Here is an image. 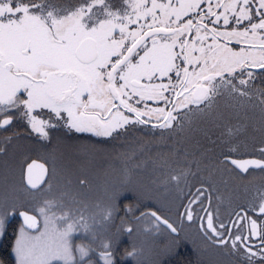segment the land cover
Wrapping results in <instances>:
<instances>
[{"label":"snow or ice","instance_id":"obj_1","mask_svg":"<svg viewBox=\"0 0 264 264\" xmlns=\"http://www.w3.org/2000/svg\"><path fill=\"white\" fill-rule=\"evenodd\" d=\"M61 127L116 143L76 160ZM10 217L0 264H162L189 231L208 264H264V0H0Z\"/></svg>","mask_w":264,"mask_h":264},{"label":"trees","instance_id":"obj_2","mask_svg":"<svg viewBox=\"0 0 264 264\" xmlns=\"http://www.w3.org/2000/svg\"><path fill=\"white\" fill-rule=\"evenodd\" d=\"M138 132H143L142 128L137 129ZM156 135L159 136L160 133L156 132ZM219 135V133L217 132V136ZM65 140V139H64ZM83 140H90L93 143L96 144H104L107 146H112L113 144L116 143V141L113 140H109L108 138H99V137H91V136H80V137H74V138H69L66 141V144L64 146L68 145H73L76 146L77 148L80 146L79 142L83 141ZM55 141V139H54ZM34 146V145H33ZM206 146L209 147L210 149L213 150V152H219L220 150H224L225 153H227V151L231 150V148L234 146L232 144L229 145H224L222 144L220 141H217L215 144H210L206 142ZM238 146V145H236ZM31 148H33L31 146ZM30 148V152L28 153L31 158H39L43 155V153H38V148L39 151L41 150L40 144L37 145L35 144V149L34 151H32ZM77 152H75L74 154V158L75 156H77ZM76 159V158H75ZM259 177L260 174L259 172H256L254 174H250L248 177ZM145 176H147V174L145 173ZM247 178V177H245ZM120 202L123 203L124 200H133L136 199L135 193H129L128 191H125L124 193L120 194ZM144 206H151L148 205L145 201L143 202ZM20 223V220L17 219L16 217H10L9 218V225H8V229L5 233L0 235V255H7L10 258L12 257V253H11V243L12 240L14 239V228L16 226H18V224ZM124 239L125 236H123ZM122 239V238H121ZM122 240V244L120 245L121 249H123L124 247L127 246V241L126 240ZM162 264H203L201 262V260L199 259V257L196 255V252L191 250V249H178L174 252H172L171 254L166 255L163 260H162ZM118 264H134L132 261L127 260V258L123 257V258H119L118 257Z\"/></svg>","mask_w":264,"mask_h":264},{"label":"rangeland","instance_id":"obj_3","mask_svg":"<svg viewBox=\"0 0 264 264\" xmlns=\"http://www.w3.org/2000/svg\"><path fill=\"white\" fill-rule=\"evenodd\" d=\"M99 138H102V137H99ZM103 138H105V137H103ZM39 144H40V141L38 142L37 145H39ZM31 146L33 147V148H31L32 151L36 150V149H35V146H33L32 142H31ZM64 147H65V149H66V154L71 155L73 159H75V158H76V160H83V159H84V157L81 156V155L79 154V148H80V146H79L78 148H76L75 150H72L70 147H67V146H64ZM237 147H238V146H237ZM76 151H78V152H77V156H75V158H74V154H75ZM29 152H30V150H29ZM37 152H38V153H41L42 151H41V150L39 151V148H38V151H37ZM251 179H252L251 176H250V177H247V178H244V180H245L246 182H247L248 180H251ZM260 181H261L260 176H259V177H255L254 182H255L256 184H259ZM128 192H129V193H132L130 190H128ZM145 202H146L148 205H151V202H150V201H145ZM186 231H188L187 226H186ZM188 234H189V239L184 240V241H181V242L178 244V246H177V248L175 249V251L178 250V249H184V248L191 249V250H193V251L196 252V255L199 257V259L201 260V262H202L203 264H208V259H209L208 255H207V254H202V253H200V252L197 250V247L194 246V242H195L196 244L199 243V241L196 240V238H195V233H192V232L189 231ZM0 235H1V234H0ZM76 238L79 239V236H77ZM121 238H122V239H121V241H122L124 238H123V236H122ZM125 238H126V239H124V240H126V241L128 242V237L125 236ZM165 240H166V237H161V238L157 241V243H159V244H163V243L165 242ZM173 252H174V251H173ZM165 256H166V255H165ZM165 256H164V257H165ZM164 257H163V258H164ZM125 258H127V260H129V261H132V259H131L130 257H125ZM132 262H133V261H132ZM162 262H163V261H162ZM133 263H134V262H133Z\"/></svg>","mask_w":264,"mask_h":264},{"label":"flooded vegetation","instance_id":"obj_4","mask_svg":"<svg viewBox=\"0 0 264 264\" xmlns=\"http://www.w3.org/2000/svg\"><path fill=\"white\" fill-rule=\"evenodd\" d=\"M118 2V0H117ZM19 123V126L23 127L24 126V123L22 121L18 122ZM63 137V139L65 140H68L69 138H74V137H80V136H93L92 134H76V135H73L71 132H68L67 129L65 128H55L52 130V137H53V140L56 139L57 137ZM95 137V136H93ZM32 142V144L35 146V144H38V140L36 139H32L30 141V143ZM68 147H70L72 150H75L77 147L76 146H73V145H68Z\"/></svg>","mask_w":264,"mask_h":264},{"label":"water","instance_id":"obj_5","mask_svg":"<svg viewBox=\"0 0 264 264\" xmlns=\"http://www.w3.org/2000/svg\"><path fill=\"white\" fill-rule=\"evenodd\" d=\"M32 159H38V158H32ZM41 162H43V161H41Z\"/></svg>","mask_w":264,"mask_h":264}]
</instances>
